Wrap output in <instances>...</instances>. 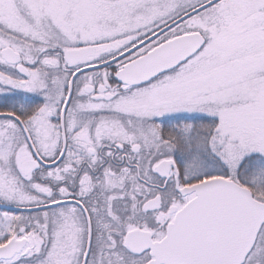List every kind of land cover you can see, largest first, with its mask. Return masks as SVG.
<instances>
[{
	"label": "snow or ice",
	"instance_id": "obj_1",
	"mask_svg": "<svg viewBox=\"0 0 264 264\" xmlns=\"http://www.w3.org/2000/svg\"><path fill=\"white\" fill-rule=\"evenodd\" d=\"M0 264H264V0H0Z\"/></svg>",
	"mask_w": 264,
	"mask_h": 264
}]
</instances>
